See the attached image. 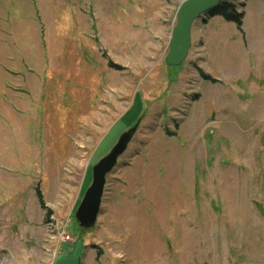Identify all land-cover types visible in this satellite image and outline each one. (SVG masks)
Wrapping results in <instances>:
<instances>
[{"label": "rangeland", "instance_id": "1", "mask_svg": "<svg viewBox=\"0 0 264 264\" xmlns=\"http://www.w3.org/2000/svg\"><path fill=\"white\" fill-rule=\"evenodd\" d=\"M181 1L0 0V264L78 239L80 264H264V38L200 16L169 66ZM137 122L80 228L92 167Z\"/></svg>", "mask_w": 264, "mask_h": 264}, {"label": "water", "instance_id": "2", "mask_svg": "<svg viewBox=\"0 0 264 264\" xmlns=\"http://www.w3.org/2000/svg\"><path fill=\"white\" fill-rule=\"evenodd\" d=\"M222 0H182L177 7L175 24L170 32L168 54L165 62L169 66L180 65L187 57L191 46V28L195 20L215 9ZM139 122L118 137L109 152L92 167V179L74 212L76 224L82 229L94 227L100 212L106 176L117 164L135 135ZM82 239H78L69 253L60 254L53 264H80L84 256Z\"/></svg>", "mask_w": 264, "mask_h": 264}, {"label": "trees", "instance_id": "3", "mask_svg": "<svg viewBox=\"0 0 264 264\" xmlns=\"http://www.w3.org/2000/svg\"><path fill=\"white\" fill-rule=\"evenodd\" d=\"M243 8H244V4L238 3L236 2V0H222L215 9H212L206 12L202 16L208 19L213 18V17H221L223 20L227 22L234 23L236 26V29L239 32L243 33L242 31L243 18H244ZM206 18H204V23H206L207 21ZM110 67L115 68V69H120L118 66L112 65L111 63H110ZM197 70L202 79L206 81H211V82L215 81L209 75L204 73L203 70H200L199 68ZM36 197H37L39 206L45 212V218L48 219L52 215V212L45 206L44 201H43V196L39 192L38 188L36 189Z\"/></svg>", "mask_w": 264, "mask_h": 264}, {"label": "crops", "instance_id": "4", "mask_svg": "<svg viewBox=\"0 0 264 264\" xmlns=\"http://www.w3.org/2000/svg\"><path fill=\"white\" fill-rule=\"evenodd\" d=\"M236 2L244 4V18L242 25L244 46L245 43L249 48L259 45L262 46L263 44H258V42L264 38V0H236ZM211 19H207L206 26ZM256 41L258 45L253 44Z\"/></svg>", "mask_w": 264, "mask_h": 264}, {"label": "built area", "instance_id": "5", "mask_svg": "<svg viewBox=\"0 0 264 264\" xmlns=\"http://www.w3.org/2000/svg\"><path fill=\"white\" fill-rule=\"evenodd\" d=\"M58 237L61 241L64 243H67L70 240V237L66 235L65 233V226H58Z\"/></svg>", "mask_w": 264, "mask_h": 264}, {"label": "bare ground", "instance_id": "6", "mask_svg": "<svg viewBox=\"0 0 264 264\" xmlns=\"http://www.w3.org/2000/svg\"><path fill=\"white\" fill-rule=\"evenodd\" d=\"M58 231V230H57ZM58 233V232H57ZM55 260V259H54Z\"/></svg>", "mask_w": 264, "mask_h": 264}]
</instances>
